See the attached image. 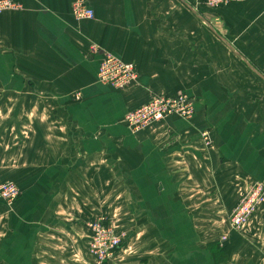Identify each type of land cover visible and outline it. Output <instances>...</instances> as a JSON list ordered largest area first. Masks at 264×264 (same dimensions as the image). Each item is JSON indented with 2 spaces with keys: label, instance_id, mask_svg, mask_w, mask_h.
Segmentation results:
<instances>
[{
  "label": "crops",
  "instance_id": "obj_1",
  "mask_svg": "<svg viewBox=\"0 0 264 264\" xmlns=\"http://www.w3.org/2000/svg\"><path fill=\"white\" fill-rule=\"evenodd\" d=\"M13 1L22 10L0 16V183L20 195L0 200V264H96V218L123 236L106 264H264V205L242 233L228 222L264 183V0L230 1L222 24L194 16L200 0H81L95 18L80 21L77 0ZM104 53L133 64L137 86L102 84ZM179 94L189 123L125 125L153 95Z\"/></svg>",
  "mask_w": 264,
  "mask_h": 264
},
{
  "label": "built area",
  "instance_id": "obj_2",
  "mask_svg": "<svg viewBox=\"0 0 264 264\" xmlns=\"http://www.w3.org/2000/svg\"><path fill=\"white\" fill-rule=\"evenodd\" d=\"M232 0H206L204 8L215 9L217 12L227 6ZM243 0H234V2ZM21 4L13 0H0V16L8 12H20ZM72 16L75 20H93L94 13L85 6L84 2L77 0L72 6ZM98 80L116 92H124L137 86L138 73L133 64L125 63L110 53H104L97 70ZM79 99L80 95L77 94ZM194 103L184 94L172 98L153 95L150 100L133 110L126 112L124 123L132 134H139L154 125L171 117L189 123L194 117ZM203 141L209 144L207 133L202 134ZM18 189L10 184H0V200L12 205L19 197ZM264 205V183L255 181L251 183L245 196L237 207L231 212L228 222L230 229L235 233H242L249 220ZM91 238L88 244V253L96 264H106L121 246L123 236L103 218L90 220L86 223Z\"/></svg>",
  "mask_w": 264,
  "mask_h": 264
},
{
  "label": "rangeland",
  "instance_id": "obj_3",
  "mask_svg": "<svg viewBox=\"0 0 264 264\" xmlns=\"http://www.w3.org/2000/svg\"><path fill=\"white\" fill-rule=\"evenodd\" d=\"M205 1L206 0H200V1H198V2H200V3H197V9H196V12L194 13V16H195V14L199 17V18H204V19H206L208 22H211L212 24L215 22V21H217V24H222V19H223V17H222V12H223V8H225V7H223L221 10H219L218 12L215 10V9H210V10H205V9H203L204 8V3H205ZM94 13V12H93ZM94 18H95V14H94ZM209 25V24H208ZM220 26V25H219ZM219 26L217 27L218 29L217 30H219ZM206 27V26H205ZM210 27H213V25H211L210 24ZM207 28V27H206ZM259 99H261V95H260V97H259ZM5 183H9V182H2V183H0V184H5ZM10 184H12V185H14L17 189H18V191H19V193H20V189L18 188V186H16L15 184H13V183H10ZM2 201V200H1ZM96 219H100V218H96Z\"/></svg>",
  "mask_w": 264,
  "mask_h": 264
},
{
  "label": "trees",
  "instance_id": "obj_4",
  "mask_svg": "<svg viewBox=\"0 0 264 264\" xmlns=\"http://www.w3.org/2000/svg\"><path fill=\"white\" fill-rule=\"evenodd\" d=\"M205 10H207L206 8H204ZM208 11V10H207Z\"/></svg>",
  "mask_w": 264,
  "mask_h": 264
}]
</instances>
